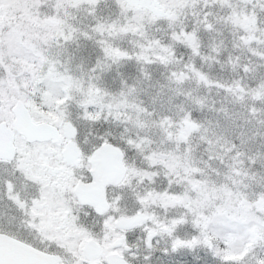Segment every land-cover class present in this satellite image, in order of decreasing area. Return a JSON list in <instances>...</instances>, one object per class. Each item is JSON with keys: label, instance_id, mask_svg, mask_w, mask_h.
<instances>
[{"label": "snow or ice", "instance_id": "6c2138e0", "mask_svg": "<svg viewBox=\"0 0 264 264\" xmlns=\"http://www.w3.org/2000/svg\"><path fill=\"white\" fill-rule=\"evenodd\" d=\"M0 264H264V0H0Z\"/></svg>", "mask_w": 264, "mask_h": 264}]
</instances>
